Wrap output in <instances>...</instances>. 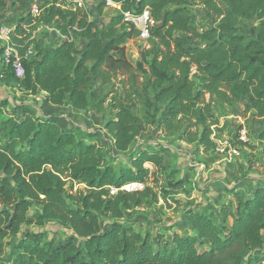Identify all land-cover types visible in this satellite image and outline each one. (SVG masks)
<instances>
[{
	"label": "trees",
	"instance_id": "1",
	"mask_svg": "<svg viewBox=\"0 0 264 264\" xmlns=\"http://www.w3.org/2000/svg\"><path fill=\"white\" fill-rule=\"evenodd\" d=\"M111 1L118 10L101 25L77 11L40 4L41 23L66 40L48 50L36 44L31 59L22 60V81L31 94L45 93L55 106L67 100L74 110L103 104L96 92L87 93L88 84L93 78L108 83L135 69L125 45L139 33L123 22V14L148 9L156 24L149 29L144 62L162 123L183 127L193 119L202 128L199 143L213 144L205 95L228 106L248 98L247 109L264 122V0H198L215 23L203 31L197 30L186 0ZM15 2L24 8L28 0ZM6 4L0 0V10ZM104 6L100 0L99 12ZM70 29L85 40L84 48L78 49ZM11 38L13 44L24 42ZM31 44L17 47L21 57ZM5 67L14 75L10 65ZM6 106L0 101V250L23 226L41 230L53 221L72 231L58 244L46 241L44 232H27L12 246L10 264H264V180L257 181L250 196L244 189L226 190L234 200L221 202L217 212L187 211L193 235L174 234L167 247H156L149 233L121 221L124 211L148 204L153 197L149 175L156 184L163 169L159 150L133 149L139 124L135 105L115 103L106 125L113 149L127 157L126 164L108 163L104 149L87 143L93 137L89 132L62 130L51 118L34 117L26 105H15L11 115H4ZM239 128L234 138L242 144ZM133 183L144 188L122 189ZM74 185L84 189L73 190ZM101 218L107 220L104 226ZM0 264L7 263L0 257Z\"/></svg>",
	"mask_w": 264,
	"mask_h": 264
},
{
	"label": "rangeland",
	"instance_id": "2",
	"mask_svg": "<svg viewBox=\"0 0 264 264\" xmlns=\"http://www.w3.org/2000/svg\"><path fill=\"white\" fill-rule=\"evenodd\" d=\"M15 1L7 0L6 7L0 10V26L18 28L12 37L16 40L22 39L21 41L24 42L15 41L17 44H13L12 38L10 39L17 52V47L22 49L26 47L27 42H32L25 51L26 53L30 48L27 61L34 54V45L38 44L48 50L66 40L59 30L41 23L43 14L37 17L31 15L32 6H40L43 0H28L24 8ZM83 3L84 8L77 9L78 15L85 14L89 20H95L100 25L115 15L119 7L115 3L114 6L105 4L103 10L99 12L100 0H83ZM185 5L196 17L197 30L203 31L215 25L213 21L207 19L198 0H186ZM71 30H68L72 36L70 38L78 42L79 50L84 48L85 40L75 37ZM243 33L248 34L245 27ZM5 46L6 43L0 40V101L7 103L2 109L4 115H11L10 110L15 105H24V107L26 105L34 117L51 118L62 130L76 129L89 132L93 137L87 139V143L104 149L108 154V163L126 164L127 162L125 155L113 149L111 135L106 129L108 121L113 118L114 105L117 102L135 105L133 111L139 119V124L133 149L159 150L160 155L164 157L163 169L157 173L156 184L153 182V176L149 175L147 186L152 190L150 196L153 197L149 198L148 204L124 211V218L121 221L133 226L142 234L149 233L153 242H156V247L158 245L167 247L172 243L174 234L193 235L188 223L187 211L198 213L205 208L217 212L221 202L234 200L226 190L244 189L249 191L250 196L257 181L264 180V140L261 138L264 122L247 109L248 98L228 106L215 100L210 101L208 95L204 96V104H210L209 114L212 117L208 118L207 123L213 144L199 143L202 128L198 127L193 119L186 121L183 127L175 126L176 124L170 127L165 122H161V112H156L153 105L154 91L149 84L148 67L144 62L148 61L145 53L150 48L147 39L137 37L128 40L125 45L127 59L135 68L132 72L118 74L108 83H102L95 78L91 80L87 93L93 90L99 99L105 100L100 106L84 110L72 109L67 100L60 106L52 105L46 101V94L42 92L31 94L22 81L24 79L8 74L10 70L6 69V61L2 57ZM138 63H141L142 69H139ZM16 114L15 119L18 121L21 111L17 110ZM238 127L241 128H239V136L241 132L245 133L242 144H238L234 138ZM144 167L154 171L150 164H145ZM126 186H129L127 187L129 192L144 188L138 183L124 187ZM124 187L122 188L125 190ZM76 189H84V185H74L73 190ZM233 208L235 209L234 202ZM30 218L34 219V216L30 215ZM100 221L102 226L107 223L103 218ZM29 231L44 232L46 241L53 240L57 244L72 236V231L68 227L60 226L53 221H48L41 230L32 226H23L16 239H6L0 250V257L7 264H10L12 246ZM223 235H226V231ZM198 249L201 251L204 248L198 247Z\"/></svg>",
	"mask_w": 264,
	"mask_h": 264
},
{
	"label": "built area",
	"instance_id": "3",
	"mask_svg": "<svg viewBox=\"0 0 264 264\" xmlns=\"http://www.w3.org/2000/svg\"><path fill=\"white\" fill-rule=\"evenodd\" d=\"M46 4V7L49 6H56L63 9H71L73 11H77V9H83V0H43ZM105 4L107 6H114V2L111 0H105ZM41 8L38 5H34L31 8V15L33 17H37L41 13ZM123 22L127 23L128 25L132 26L134 29L138 31V37L141 39H148L149 38V29L155 26V21L151 18L149 14V10L145 9L141 14H131V13H124L123 14ZM16 32V28L10 27L8 25H1L0 26V40L6 43V46L3 50L2 57L4 61H6V65H10L14 76L16 78L22 79L24 77V67L22 64V60L27 58V53L30 52L29 50L25 53V56L21 57L19 53L14 49L15 47L11 44V37L12 34ZM245 133H240V140H244ZM130 186V185H129ZM129 186L124 187L126 191H129ZM123 189V188H122Z\"/></svg>",
	"mask_w": 264,
	"mask_h": 264
}]
</instances>
